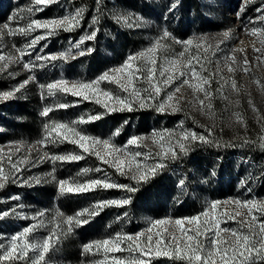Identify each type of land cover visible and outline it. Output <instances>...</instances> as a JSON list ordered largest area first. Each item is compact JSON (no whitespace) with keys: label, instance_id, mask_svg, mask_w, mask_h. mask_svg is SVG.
Listing matches in <instances>:
<instances>
[{"label":"snow or ice","instance_id":"6c2138e0","mask_svg":"<svg viewBox=\"0 0 264 264\" xmlns=\"http://www.w3.org/2000/svg\"><path fill=\"white\" fill-rule=\"evenodd\" d=\"M58 0H34L35 8L28 9L29 12L42 11L44 7L57 3ZM246 0L237 14L238 18L247 7ZM100 0H97V4ZM172 4L168 11L176 8ZM83 8H77L74 12L59 18H50L46 20L30 19V22L24 27L13 28L10 23L0 25V35H24L27 36L36 30H44L43 35L35 36L23 48H16L18 55H0V73H4L11 64L20 63L22 58L30 55L27 51L35 48L41 41L55 35L58 31L71 32L80 27L84 18ZM258 16L249 18L242 27L246 35L254 38L252 41V51L254 60L258 64H264V0L261 7L256 9ZM16 16L9 17V22L15 21ZM117 23H123L129 27L133 24L131 16H115ZM137 17L136 20H140ZM96 16L92 18V24H98ZM257 24L261 26H256ZM251 25V26H250ZM96 30L91 31L89 35L82 36L79 41L70 43L69 49L55 55H36V61H43L44 64L37 65L35 62H23V69L31 72L36 67H44L46 63L56 61L75 59L72 49H80V46L86 40L96 38ZM222 39L212 43V38L207 34H200L186 40H179L164 29L159 37L145 50L135 55H129L125 62L114 69L106 71L96 80L91 82H69L65 79H59L47 84H40L41 99L56 96L58 93L71 94L81 97L83 100L95 98V102L100 104L106 113L116 111L132 112L138 109L155 107L160 113L169 112L175 114L183 111L181 103L184 100L183 89L191 91L192 99L188 101L193 107L199 106L202 113L210 117L215 116L213 109V100L216 98L211 91L212 80L219 76L222 83L216 90V95L228 101V105L233 102L228 96L224 95L225 88H230L231 92L237 96L241 93V88L237 86L232 78L233 73L240 70L245 74L251 71L246 50L244 48L233 47L225 51L221 47L226 41L231 40V30L222 33ZM171 40L173 44L181 45L183 51L178 53L171 51V45L167 41ZM243 44V41H240ZM259 44V47L256 45ZM93 49H87L91 53ZM240 52L243 59L238 61L236 53ZM86 52L80 50L78 55L83 56ZM215 64V70L212 65ZM226 68L230 74L227 79L224 78L222 69ZM207 73V75H205ZM35 76H28L11 90L0 92V101L15 99L17 94L25 89L27 85L35 81ZM116 84L121 93L119 95L111 90H105L99 87L101 82ZM144 81L147 87H137V83ZM253 83L264 94V83L260 79H254ZM155 105L152 103L160 98ZM250 95V94H249ZM236 105L240 104L237 99ZM249 107L257 114V122L264 127V116H261L252 99L248 100ZM70 107L66 103H56L45 106L40 112L41 117H49V114L57 109H66ZM227 110V105H226ZM104 113L90 115L87 118L80 117L71 122H62L49 120L43 125V134L41 139L35 144H27L25 141L14 142L9 147L7 161L9 168L4 167V149L0 148V189L5 188L8 183H17L23 185L39 184L47 182L46 177H29L27 180H20L22 164H31L50 160L53 164L56 162H74L83 159L82 154H52L41 150L49 145L57 143H70L76 145L82 150V153L95 155L103 164L116 169L121 175L131 174V179L137 184L148 181L152 176L162 171L166 166V161L176 160L180 155H186L191 146L199 142L201 144L214 143L209 139L213 136L211 128L207 129V135L198 134L195 131L184 129L183 123L173 130H153L150 136L130 137L124 146H116L110 139H100L84 133L78 128V125L90 123L99 120ZM232 118L235 123L247 127L243 115L239 112H233ZM127 123V121H125ZM113 135H119L117 129ZM150 140L156 147L153 152L151 148L147 152H130L129 147L141 146L147 147L145 141ZM248 141H245L247 143ZM218 143V142H216ZM28 152H37V159L33 163L29 157H23L19 161H13L12 155L15 152H21L24 148ZM102 147L103 151L99 150ZM260 147L264 148V136L260 138ZM143 158V160L138 158ZM153 160L149 164L144 161ZM90 170L81 169L78 176L86 175ZM100 172L102 169L97 168ZM51 180L57 184V191L60 195L83 194L98 189H123L127 192H135L138 189L129 185H121L109 181L106 178L90 179L80 182L75 178L57 180L53 172L47 174ZM186 184L185 179L178 181L177 187L183 189ZM9 199L13 201L20 200L19 195H14ZM131 203L130 198L119 200L97 201L88 208L77 211L73 215H65L59 209H43L38 211L33 217L37 223L25 227L22 231L11 235L7 243H0V264H49L48 254L55 250L62 237L70 235L76 228L88 224L92 218L98 216L107 207H124ZM221 205H235L234 211L227 209L221 211ZM16 207H23L17 205ZM16 207L0 211V219H5L10 215H17ZM256 213L264 215V200L239 198L226 201L214 200L208 202L204 211L183 218H162L149 221V227L144 231L133 234L116 233L115 236L100 240L90 241L82 247V254H103V259L93 261L92 264H151V259L155 257H167L171 260L182 262V264H264V220L258 218ZM125 216L127 213L124 214ZM27 218V217H21ZM233 221L238 224L236 228L221 227L223 219ZM119 219V217H118ZM39 229H48V235L43 238L32 239V234ZM153 229L156 231L153 233ZM179 233V234H177ZM224 234V235H222ZM146 236V240L144 237ZM127 251L130 258L116 257L114 254ZM138 254V255H137ZM147 258V259H146Z\"/></svg>","mask_w":264,"mask_h":264},{"label":"rangeland","instance_id":"374dc122","mask_svg":"<svg viewBox=\"0 0 264 264\" xmlns=\"http://www.w3.org/2000/svg\"><path fill=\"white\" fill-rule=\"evenodd\" d=\"M199 6V11L201 15L212 22V26L207 27H199L198 22L196 21V16L189 10L186 14L182 12V0H141L143 5H147L152 11L147 12L145 15L140 14L138 12H134L133 10H127L122 8H117L115 3L110 1L111 4L106 5V9L113 13L114 15H126L131 16L132 20L129 23L133 24L132 27L127 25H123L126 29L137 30V35L139 36V43L136 48L130 51H123L122 57L114 56V51L118 49L115 47L114 38L110 36L107 28L104 26L105 24L101 23L98 30L100 32V38L98 39V48L96 50L95 55H90L91 53L87 52V49L91 48L90 45L80 46V49H72L74 55H76L75 59L64 60H56L49 63H46L44 67H36L31 72L23 69V62H35L37 65L44 64L43 61H36V55H55L61 52H65L70 47V43H75L80 40L82 36L89 35L90 33L80 34L77 38H69L63 39V41H57L54 46H50L48 44V38L41 40L35 48H30L27 51L30 55H27L22 58L20 63L11 64L10 67L4 72L0 73V84H3L4 88L0 89L2 91L11 90L14 86L21 83L23 80L27 79L28 76H35V81L31 82L36 83V86L40 84H47L59 79H65L69 82H91L96 80L100 75L109 71L110 69L117 68L121 66L129 55H135L139 52L147 49L156 39L159 37L164 29L170 32L173 37L179 40H186L189 38H193L200 34H207L212 38L211 42L215 43L217 40L222 39V33L224 31L231 30L232 39L226 41L221 45L222 48L227 51L233 47L236 48H244L246 50L247 56L252 64L250 65L251 71L248 74H245L243 71H236L231 74L232 78L236 81L237 86L241 88L242 91H245L247 94L258 92L259 88L255 83H253L254 79H260L262 83H264V64H258L254 60V53L252 51V41L253 37L248 36L243 31L242 23L245 24L248 22L249 18H255L259 15L256 9L261 7L262 0H250L247 2V7L245 11L241 14V17L238 18L237 14L240 12L242 6L245 5L246 0H196ZM176 4V8L169 12L168 9L172 4ZM34 0H0V13H5V17L0 19V25L4 23H10V26L13 28L24 27L29 22L30 19H38V20H46L50 18H59L65 15H68L74 12L77 8H84L83 5H78L72 8L70 11L66 10L62 15L59 16H51L48 17L42 13V11L29 12L28 9L35 8ZM15 14L16 19L13 22H9V17ZM137 17H140V20H136ZM157 17V19H156ZM181 24V28H180ZM251 26V25H250ZM256 26H261L257 24ZM177 29H182L185 32L181 37H178ZM178 30V31H180ZM179 33V32H178ZM44 30H36L35 32H31L29 35H18L20 36L19 44H15L12 37L8 35H0V55H18L15 52L16 48H23L25 44L30 42L35 36L43 35ZM17 36V35H15ZM109 40V42H106ZM243 41V44L240 43ZM171 45V51L178 53L183 51L181 45L173 44L171 40L167 41ZM259 47V44L256 45ZM114 47V50L112 48ZM80 50H84L86 52L85 55L80 56L78 52ZM118 52H120L118 50ZM237 60L240 61L243 59V55L240 52L236 53ZM91 63L98 64L97 68L90 66ZM212 70H215V64L212 66ZM223 76L225 79L229 77V73L227 69H222ZM207 75V73H205ZM220 77L217 76L212 80L211 83V91L214 93L220 87ZM27 85L25 89H22L20 93L26 91ZM100 88L105 90H111L119 95H125L121 93L116 84H110L108 82H101L99 85ZM137 87H147L146 82L140 81L137 83ZM231 90L230 88H225L224 95L226 91ZM18 93L17 96L20 94ZM23 95V94H22ZM183 95L184 100L181 103V107L183 109V113L188 115L189 118L198 119L203 114L199 110V106L193 107L189 100L192 99L191 91L189 89H183L181 94ZM59 100L57 102L53 101L50 98H47V103L43 102L37 106V111L40 115L41 110L45 106L54 105L56 103H66L69 104L70 107H78L80 104V98L72 96L71 94H61L59 93ZM163 98V94L160 98H157L156 101L152 103L155 105L159 102L160 99ZM95 102V98L90 99ZM4 103V101H0V105ZM102 110L106 111L100 104H97ZM155 113H160L155 110V107H152ZM65 110V109H64ZM79 111L78 109L73 110V112L62 111L57 112L53 116L44 118L42 120L43 124L48 122L49 120L62 121V122H71L79 119L81 114H76ZM76 112V113H74ZM0 117H4L7 120V123L13 119L12 116H9L8 112H6L5 107H0ZM183 123L184 129L192 130L186 124H184L182 119H174L169 120L168 116L160 115L156 121L148 122L146 126L139 127V124L134 120L130 119L127 123L123 122L121 125V129L126 132V139L124 142H119L116 139V135L113 133H109L107 136L102 134H94L88 132V128L84 127L83 124L78 125V128L82 130L89 136L97 137L100 139H110L111 143L116 146H124L127 140L133 136H150L153 130L162 131V130H177L180 129L178 126ZM2 126L0 125V131ZM195 131V130H192ZM196 132V131H195ZM41 139V137L39 138ZM37 139V140H39ZM209 139L212 140V137ZM36 140V141H37ZM24 141L21 139H13V138H5L0 140V148L4 149V167L7 170L9 168L7 161V154L9 151V147L14 144V142ZM36 141H25L27 144H35ZM244 143L248 141L246 137L242 140ZM248 143V142H247ZM147 147L141 146L137 148L135 146H130V152L142 151L147 152L149 148L156 151V147L152 145L151 141H145ZM56 149L60 151L62 154L67 153H76L82 154L83 159L80 161L74 162H60L57 165V169L63 170L64 168H68L71 170V177L67 179L75 178L80 182H84L90 179L97 178H106L111 182L117 183L115 180H118L112 173L104 170V174H100L99 176H93V178H84L83 176H78L77 174L81 169H89L88 166H91L94 169L100 168L97 157L95 155H91L88 153H82V150L79 149L76 145L64 142L57 143L55 145ZM103 151L102 147L99 149ZM45 149L41 150L42 152ZM257 153L260 155V160H253L249 157L250 153L241 149H232L228 151L227 157L223 158L221 154L218 153H204L201 152L199 154L190 155L187 160H168L166 164L168 166L167 170V178L170 181V186L168 185V193L165 197L160 198L163 206L162 213L158 216L151 215L147 209L141 205L139 202L132 200L129 192L125 190L117 191L113 196H110L108 200H119L130 198L131 203L124 207H108L107 209H112L111 212L106 216V228L103 231L102 238H94L90 241L100 240L107 237L115 236L116 233H127V234H135L137 232L144 231L147 227H149V221L153 219H162V218H183V217H191L197 215L204 211L208 202L219 200L226 201L229 199L239 198L241 200L247 199H260L264 200V148L259 146V150ZM23 157H29V159L34 163L37 159V152L32 151L28 152L25 147L21 152H15L12 155V160L19 161ZM96 159V160H95ZM143 160V158H138ZM145 163H153V160L144 161ZM41 163V162H40ZM40 163H36L35 166H31V164H22L21 165V173H19L20 180H27L29 177H46L47 183L52 181L51 177H48L47 174L49 172L43 171L39 167ZM68 163L70 165H64ZM113 168V167H112ZM115 173L121 175L119 172L113 168ZM87 175V174H86ZM124 177H128L131 181V174L123 175ZM57 180H63L56 177ZM180 179H185L186 184L183 189L177 187L178 181ZM53 182V181H52ZM135 182V181H133ZM46 183L41 182L39 184H29L23 185L19 181L15 184L9 183L5 186V188L1 189L0 192V202L1 209L0 211L11 209L16 207L17 205H23V207H16L17 215H10L5 219H0V243H7L8 238L22 231L25 227L29 225L37 223L36 220H33L32 217L40 210L48 209L50 210L49 216L46 217V220L51 218V210L57 209L55 200L53 196L43 198L38 195V192L35 190L40 184ZM56 190L57 184L54 182ZM14 195H19L20 200L13 201L9 199ZM155 197V193L151 194V197ZM25 197V198H24ZM85 202L82 206L78 208L77 211L85 209L96 203L97 201L94 199L85 198ZM184 200L191 201L195 204V211L192 214H179L175 212L178 205H180ZM234 211L235 205L225 206L221 205V211L223 210ZM127 213L125 216L124 214ZM259 219L264 220V215L260 213H256ZM21 217H27L21 218ZM119 217V219H118ZM117 224V229L111 230L112 225ZM133 225V226H131ZM221 227L224 228H236L238 224L229 221L226 218L223 219ZM156 229H153V233ZM179 234V233H177ZM48 235V229H39L37 232L32 234V239L43 238ZM224 235V234H222ZM146 240V236L144 237ZM89 241V242H90ZM88 242V243H89ZM116 257L121 258H130V254L127 251L118 252L114 254ZM138 255V254H137ZM47 259L49 260V264H92L93 261H100L103 259V254H89L83 259H80L78 262H71L65 257L62 256L61 252L56 248L51 251ZM147 259V258H146ZM151 264H182L180 261L171 260L167 257H155L151 259Z\"/></svg>","mask_w":264,"mask_h":264},{"label":"trees","instance_id":"16d2710c","mask_svg":"<svg viewBox=\"0 0 264 264\" xmlns=\"http://www.w3.org/2000/svg\"><path fill=\"white\" fill-rule=\"evenodd\" d=\"M110 1L114 2L117 8L133 10L134 12H138L143 15L152 11L146 4L143 5L141 0H100L99 4H97V0H58L57 3L44 7L42 13L48 17L59 16L66 12V10L70 11L75 6L83 5L85 8L84 18L80 23V27L75 30L71 32L61 30L55 35L50 36L48 44L50 46H54L57 41H63V39H66L67 37L77 38L80 34H86L88 32L91 33V31L96 30V38L93 40H86L82 44L84 47L90 45L91 49H93L90 55H95L98 48V39L100 38L98 28L100 24L103 23L110 33V36L114 38L113 41L115 43V47L118 48L114 51V56L122 57L123 51L135 49L137 44L140 42L139 36L136 33L137 30L126 29L123 26V23L116 22L114 12L111 13L106 9V5L111 4ZM181 6L184 14H186L189 10L195 14L199 27L203 28L213 25L212 22L208 21L201 15L196 0H182ZM94 16H96L99 20V23L95 25L92 24V18ZM4 17L5 13H0V19ZM172 30L175 32L174 29H170V32ZM178 30L180 29H177V32L175 33L178 37L185 34L182 29L180 31ZM12 39L15 44H19L20 36H13ZM106 42H109V40ZM112 50H114V47ZM118 50L120 52H118ZM90 66L97 68L100 65L91 63ZM1 88H4L3 84H0V89ZM213 94L216 97L213 100V109L215 111L214 117L203 114L201 117H198V119L191 120L189 116L185 115L182 111L175 114L169 112L157 114L152 107L145 109L137 108V110L132 112L116 111L106 113V111L98 107V105H96L93 101L83 100L82 98H80L81 100L78 107H68L65 110H54L49 114V117L53 116L57 112H73V110L76 109L79 111H77L78 113H74L81 114L80 116L85 118L90 115L104 113L101 119L85 123L83 126L88 128V132L94 134L99 133L104 136H107L109 133L111 134L115 131V129H119V135H116V139L120 143L124 142L126 139V132L120 128L125 121L134 119L139 124V127H142L146 126L148 122L156 121L160 115L168 116L169 120L180 118L183 120L184 124L192 130H195L198 134L207 135V129L211 128L213 131L212 140L214 143L201 144L196 142L191 146V150L186 155L182 154L178 157V159L187 160L190 155L192 156V154H199L201 152L218 153L225 158L227 157L228 151L243 148L245 152L250 153V158L253 160H260L261 157L257 151L260 146V138L261 136H264V127H262L261 123L257 122V114L249 107L248 100L251 98L256 108L259 110L260 115L264 116V94H262L260 89L258 92L249 93L250 95L241 90L240 95L237 96L232 93L231 90H227L225 95L233 102L231 105H228L227 100H224L219 95H216V92ZM47 98L57 102L60 97L58 93L56 96ZM47 98L41 99V90L39 86H36V83H32L27 87L26 91L20 93L15 99L4 101L0 107L4 106L6 112H8L9 116H12L13 119L10 123H7V120L4 119V117H0V125L2 126L0 131V140L13 138L31 142L42 137L44 125L42 120L45 117H41L39 115L37 106L43 102L47 103ZM237 99L240 101L239 105L235 104ZM233 112H239L243 115L247 125L246 128L243 125L235 123L232 118ZM244 137L248 139V143H244L242 141ZM55 145H49L45 148V151L52 154H62L58 149L54 148ZM98 162L101 165L100 169H102V171H96L94 173V169H92L91 166H88L90 171L83 177V179L93 178V176H99L100 174L103 175L104 170H106L113 175L115 174L118 179L115 181L119 184L137 188V191L129 192V195H131L132 200L143 205L151 215L158 216L162 213L163 206L160 198L167 195L168 185L170 186V181H168L166 176L169 165H167L162 171L158 172L155 176H152L148 181L137 184L136 182L131 181L128 177L115 173L114 169L109 165L103 164L101 161ZM59 163L60 162H56L53 164L50 160H45L40 163L39 167L43 169V171L49 173L54 170L55 177L60 179H67L68 177H71L72 172L68 168H64L63 170L56 168ZM64 165L70 164L65 163ZM35 190L38 192L40 197L47 198L53 196L57 209L62 211L65 215H73L77 212L78 208L83 205L86 200L85 198L95 199L96 201H105L121 189H98L96 191L83 194H67L62 196L56 190L54 182L50 181L48 183L46 182L40 184L37 188H35ZM152 193H155V197H151ZM107 208H105L98 216L92 218L88 224L76 228L73 233L61 238L60 243L56 248L61 252L65 259L76 263L80 259L89 255L82 254V247L94 238H102L103 231L107 225L105 218L112 210L111 208ZM194 211L195 204L187 200H184L175 210V212H178L179 214H192ZM117 227L118 225L114 224L112 225L111 230L117 229ZM16 264H23V262H16Z\"/></svg>","mask_w":264,"mask_h":264}]
</instances>
